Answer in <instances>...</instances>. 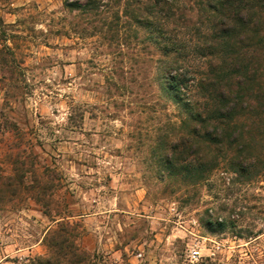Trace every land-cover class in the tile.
<instances>
[{"label":"rangeland","instance_id":"obj_1","mask_svg":"<svg viewBox=\"0 0 264 264\" xmlns=\"http://www.w3.org/2000/svg\"><path fill=\"white\" fill-rule=\"evenodd\" d=\"M209 1L0 0V172L16 191L0 193V264H264V164L238 174L213 150L193 184L162 163L178 143L198 164L179 140L186 98L202 100ZM174 61L183 95L166 83ZM29 165L34 192L15 177Z\"/></svg>","mask_w":264,"mask_h":264},{"label":"trees","instance_id":"obj_2","mask_svg":"<svg viewBox=\"0 0 264 264\" xmlns=\"http://www.w3.org/2000/svg\"><path fill=\"white\" fill-rule=\"evenodd\" d=\"M89 2L65 0L64 6L79 9L88 7ZM156 3L161 10L170 12L176 0ZM149 12V9L145 11ZM201 13L209 23L208 40L201 46L206 52V70L196 82L202 100L193 104L186 98L185 105L190 110L188 118L194 125L179 140L184 150L199 153L195 161L198 164L182 157L178 143L170 144L169 153L162 161L169 177L187 174L188 183L193 184L211 171L205 163L212 157L213 150L231 153L230 166L238 174H248L264 164V0H210ZM183 66L174 61V67L168 69L166 83L169 90L178 95L187 93L188 87L193 86L188 85L190 80ZM10 152L7 154L12 155L11 164L18 163L22 167L24 163L18 162L20 154ZM27 173L31 175V183L23 180L30 177H24ZM11 177L14 175L5 176L0 172L1 194L7 191L13 196L16 193L11 187L14 186ZM15 177L19 186L25 183L24 191L34 192L37 178L33 165ZM29 194L28 198L40 202L37 193ZM72 216L57 213L52 220L68 224ZM68 254L71 253H60V256L66 264H71Z\"/></svg>","mask_w":264,"mask_h":264},{"label":"built area","instance_id":"obj_3","mask_svg":"<svg viewBox=\"0 0 264 264\" xmlns=\"http://www.w3.org/2000/svg\"><path fill=\"white\" fill-rule=\"evenodd\" d=\"M189 254L191 258H198L199 252L196 249H191Z\"/></svg>","mask_w":264,"mask_h":264}]
</instances>
